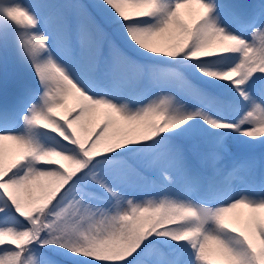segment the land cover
I'll list each match as a JSON object with an SVG mask.
<instances>
[{
	"label": "snow or ice",
	"instance_id": "1",
	"mask_svg": "<svg viewBox=\"0 0 264 264\" xmlns=\"http://www.w3.org/2000/svg\"><path fill=\"white\" fill-rule=\"evenodd\" d=\"M0 43L35 77L0 104V264H264V0H0Z\"/></svg>",
	"mask_w": 264,
	"mask_h": 264
},
{
	"label": "rangeland",
	"instance_id": "2",
	"mask_svg": "<svg viewBox=\"0 0 264 264\" xmlns=\"http://www.w3.org/2000/svg\"><path fill=\"white\" fill-rule=\"evenodd\" d=\"M23 2L34 3V2H37V0H29V1L23 0ZM248 2H252V1H248ZM54 55L57 56L58 58H62L65 54L61 53L60 50H55ZM66 55L69 57L78 56L79 55V44L77 45L76 48L73 49V51L68 52ZM5 58L11 62L12 70H14L17 73V74H13V73L10 74V76H9L10 82L13 83L17 79H21L25 82L27 79L28 68L24 67L22 64L17 62V57H16L15 52L13 50L11 52H6ZM29 71L31 73L30 69H29ZM1 72H2V69H1V59H0V78L2 76ZM137 96H138V93L131 100V103L133 106H138L141 103H147L148 99H154L155 98L154 96H152V97H149L148 99H145L144 97L138 98ZM231 151H232V154L236 157V161L242 160L246 156L245 149L238 144L233 143L231 146ZM221 166H226L225 160H223L221 162ZM165 183L167 184V182H165ZM169 194L170 193L167 192V190H163V189L156 187L153 191L150 192L149 195H147V196L137 195V198L138 199H149V198L159 199V198H163L164 196L169 195Z\"/></svg>",
	"mask_w": 264,
	"mask_h": 264
}]
</instances>
